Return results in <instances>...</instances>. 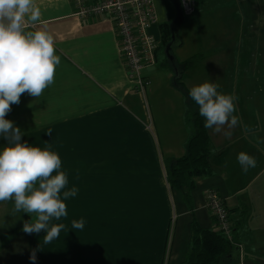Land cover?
I'll use <instances>...</instances> for the list:
<instances>
[{
	"label": "crops",
	"instance_id": "obj_1",
	"mask_svg": "<svg viewBox=\"0 0 264 264\" xmlns=\"http://www.w3.org/2000/svg\"><path fill=\"white\" fill-rule=\"evenodd\" d=\"M227 2L243 11L249 3L256 13L250 24L233 31L235 42L242 41L228 46L230 51L236 54L246 49L244 35L258 39L262 35L264 42V0ZM154 4L159 22L150 33L157 38L158 48L154 64L143 70L151 81L145 97L128 79L113 15L81 19L73 0H34L39 21L25 17L27 31L46 30L53 35L60 64L54 82L39 97L22 94L6 119L24 133L22 142L41 148L45 142L51 143L62 159V170L69 173L68 187L79 189L65 201L67 218L58 222L67 228L58 239L41 246L39 264H188L194 256V228L216 231L207 207L211 189L223 199L233 225V243L218 264H264V90H246L245 85L238 89L233 73L241 59L223 60V65L211 68L215 75L208 82L216 83L220 93L236 96L234 114L240 122L235 128L224 126L220 132L207 129L211 174L194 178V187L185 188V194L172 192L167 184L169 164L185 155L192 135L187 125L188 99L176 83L182 75L185 88H191L190 70L180 65L192 57L171 59L178 72L173 75L161 51L164 43L171 42L170 25L176 10L171 0H154ZM245 14L249 20V13ZM236 15L232 13V17ZM201 23H195L198 29ZM255 64L259 65L258 59ZM199 84L195 82V86ZM260 84L264 85V79ZM150 92L160 99L154 109L158 125L147 107ZM136 99L145 104L144 122L133 115ZM160 137L167 146L158 153ZM7 144L0 136V150ZM240 152L256 159V167L247 173L238 163ZM89 172L97 178L93 183H88ZM139 176L158 178L157 187L149 184L143 191L150 195L156 190L161 194L158 202L138 201ZM13 208L12 201L0 202V218L6 219L1 224L23 225L27 214L14 213ZM80 218L85 220L84 228L73 229L71 221Z\"/></svg>",
	"mask_w": 264,
	"mask_h": 264
},
{
	"label": "clouds",
	"instance_id": "obj_2",
	"mask_svg": "<svg viewBox=\"0 0 264 264\" xmlns=\"http://www.w3.org/2000/svg\"><path fill=\"white\" fill-rule=\"evenodd\" d=\"M26 16L31 22L39 21L34 0H0V136L8 141L0 150V202L12 201L14 213L23 212L31 218L24 222L22 231L29 235L43 232V243L50 244L67 228L58 222L67 218L65 201L75 197L79 189L68 187L69 173L62 170V159L51 143L45 142L41 148L22 142L24 133L6 119L22 94L39 97L54 82L60 64L53 35L46 30L27 31ZM189 96L198 106L206 129L220 132L224 126L231 129L239 125L234 114L236 96L220 93L216 83L193 86ZM237 160L245 173L256 167V159L246 152H240ZM84 226V218L71 221L73 229ZM42 250L41 246L32 250L31 264H36L37 252Z\"/></svg>",
	"mask_w": 264,
	"mask_h": 264
},
{
	"label": "rangeland",
	"instance_id": "obj_3",
	"mask_svg": "<svg viewBox=\"0 0 264 264\" xmlns=\"http://www.w3.org/2000/svg\"><path fill=\"white\" fill-rule=\"evenodd\" d=\"M244 6L245 10L243 11L241 9H235L227 0H199L196 14L192 17L185 18V22L177 27L175 37L173 39L172 36L170 42L171 44L174 42L173 45L170 47V43H164L162 46V60H166V64L172 68L173 75H178V72H175L176 66L173 60H171L172 58L175 60L177 59V61H184L192 57V64L188 68L191 78L193 77L190 81L191 87L195 86V82L197 81H200V84L208 82V78H210L212 74L215 75V71L211 68L216 67V65H223V60L232 61L234 59H241V65L238 67V71L235 72L236 74L233 73L234 78H237L238 81V89L243 90L242 87L245 85L246 90H264V85L260 84V81L264 79L262 77L264 74V62H262V60L264 61V42L261 41L262 35H260V39H258V36L246 37L244 35V40L246 39V49L242 48L240 53L236 52V54H233L228 48V46L234 47L237 42L242 41L239 40L235 42L237 34H234L233 31L243 29L246 25L250 24V19L253 14H256L250 9L249 3L244 4ZM246 11L250 15L249 20L246 19ZM233 12L237 14L235 17H232ZM258 14L261 19L262 15L260 13ZM235 19L237 20L236 24L234 22ZM199 21H202V23L199 24L198 29L195 23ZM240 37H243V35H240ZM255 59L259 61L258 66L255 64ZM156 68L164 69L160 66H156ZM247 70H249V73L246 74L243 72ZM187 84H189L188 81ZM186 90L189 91L188 89ZM136 100V109L133 115L141 122H144L147 120L145 104L139 99ZM146 100L148 101L147 107L150 117L153 120L155 119L158 125L159 116L155 113L154 109L157 108L156 106L160 99L153 98L150 92ZM166 146V141L161 138V147L158 143L156 147L158 153H160V148L165 152ZM87 178L88 183H93L97 179L94 172H89ZM149 184L157 187L159 185L158 178H153V180H151L149 177L145 178L139 176V191L137 195L139 202H144L146 200L158 202V197L161 194L156 190L150 195L143 192L150 188L148 186ZM140 219L141 218H139V221H141ZM0 221V232L2 231L3 234L0 238V264H27V235L12 232L23 226L22 223L13 224L8 221L5 224H1L6 221V219L2 218H0ZM143 223L144 222H138V224Z\"/></svg>",
	"mask_w": 264,
	"mask_h": 264
},
{
	"label": "built area",
	"instance_id": "obj_4",
	"mask_svg": "<svg viewBox=\"0 0 264 264\" xmlns=\"http://www.w3.org/2000/svg\"><path fill=\"white\" fill-rule=\"evenodd\" d=\"M81 19L111 14L120 40V54L127 76L138 94L145 97L151 81L143 70L154 64L157 38L150 29L159 22L154 0H73ZM185 17L195 15L199 0H180ZM207 207L216 222V231L233 243L230 211L219 193L207 192Z\"/></svg>",
	"mask_w": 264,
	"mask_h": 264
},
{
	"label": "trees",
	"instance_id": "obj_5",
	"mask_svg": "<svg viewBox=\"0 0 264 264\" xmlns=\"http://www.w3.org/2000/svg\"><path fill=\"white\" fill-rule=\"evenodd\" d=\"M191 60L189 59L180 65L182 69L187 70L192 64ZM177 69L179 70V68ZM176 85L188 97L187 125L192 130V135L186 145L185 155L169 164L167 184L172 192L179 191L181 194H185V188L194 187V178L209 175L212 172L211 152L208 149L210 138L207 129L204 127V118L199 114L198 106L192 101L189 91L186 90L184 83H182V75L178 78ZM30 219L28 215L25 217V221ZM22 228L23 226L12 232L27 235V264H31L30 254L33 249L45 245L43 243L45 233L29 235L24 233ZM194 232V256L188 264H218L220 257L226 254L229 242L217 231H205L196 226ZM36 264H39L38 252Z\"/></svg>",
	"mask_w": 264,
	"mask_h": 264
},
{
	"label": "water",
	"instance_id": "obj_6",
	"mask_svg": "<svg viewBox=\"0 0 264 264\" xmlns=\"http://www.w3.org/2000/svg\"><path fill=\"white\" fill-rule=\"evenodd\" d=\"M171 2L173 3V5L175 7V10H176V18L170 25L171 33H172V36H173V39H174L175 31H176L177 27L185 22V18L186 17H185V15L183 13V10H182L181 1L180 0H171ZM173 43L169 44L170 47L173 45Z\"/></svg>",
	"mask_w": 264,
	"mask_h": 264
}]
</instances>
